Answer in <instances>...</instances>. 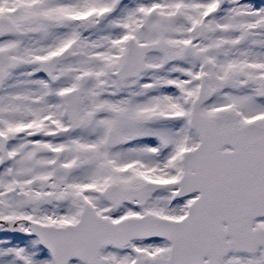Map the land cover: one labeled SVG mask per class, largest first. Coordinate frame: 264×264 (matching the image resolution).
<instances>
[{
  "label": "snow or ice",
  "instance_id": "1",
  "mask_svg": "<svg viewBox=\"0 0 264 264\" xmlns=\"http://www.w3.org/2000/svg\"><path fill=\"white\" fill-rule=\"evenodd\" d=\"M0 264H264V0H0Z\"/></svg>",
  "mask_w": 264,
  "mask_h": 264
}]
</instances>
